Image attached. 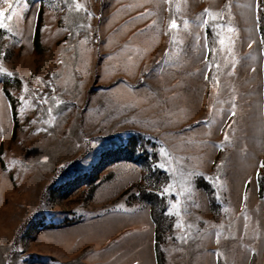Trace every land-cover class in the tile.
<instances>
[{"label": "rangeland", "instance_id": "obj_1", "mask_svg": "<svg viewBox=\"0 0 264 264\" xmlns=\"http://www.w3.org/2000/svg\"><path fill=\"white\" fill-rule=\"evenodd\" d=\"M8 2L0 264H264L260 0Z\"/></svg>", "mask_w": 264, "mask_h": 264}, {"label": "crops", "instance_id": "obj_2", "mask_svg": "<svg viewBox=\"0 0 264 264\" xmlns=\"http://www.w3.org/2000/svg\"><path fill=\"white\" fill-rule=\"evenodd\" d=\"M149 218L150 223L145 226L148 231L146 238H148V241L150 239V246L143 245L138 253H134L131 251L133 247L132 244H130V241H125L119 249H116L115 252H113L112 257L116 258L115 264H166V258L163 256L159 245V234L161 229L159 217L157 216L155 218L153 216V210H151ZM142 227H144V225Z\"/></svg>", "mask_w": 264, "mask_h": 264}, {"label": "trees", "instance_id": "obj_3", "mask_svg": "<svg viewBox=\"0 0 264 264\" xmlns=\"http://www.w3.org/2000/svg\"><path fill=\"white\" fill-rule=\"evenodd\" d=\"M264 0H260L259 3V20H260V33L264 39ZM39 15H38V20H37V24H36V32H35V36H34V42L35 45H39L40 44V30H41V20H42V9L39 10ZM4 89L6 91V93H8V86H6V84H4ZM8 98L11 100L12 102V114H14V118L16 120V104L14 102V100L12 99V97L10 96V94L7 95ZM17 124V123H16ZM16 128V127H15ZM153 209V208H152ZM153 216L156 218L157 216L155 215L154 209H153Z\"/></svg>", "mask_w": 264, "mask_h": 264}, {"label": "snow or ice", "instance_id": "obj_4", "mask_svg": "<svg viewBox=\"0 0 264 264\" xmlns=\"http://www.w3.org/2000/svg\"><path fill=\"white\" fill-rule=\"evenodd\" d=\"M3 2L6 3V4L8 5V9H11V8H12V4L9 3L8 0H3ZM75 7H76L77 9H80V8L83 7V5H81V4H76ZM6 11H7V9H2V10H0V28L7 27V25L4 23V18H5V12H6ZM205 12L207 13L208 10L205 9ZM89 15H91V13H89ZM6 19H7V20H11V19H12V15H8V16L6 17ZM177 27H178V26H177L176 22H175V21H172V23L170 24V28L175 29V28H177ZM229 31H232V29L229 28ZM221 43H223V41H221ZM250 46H251V45H250ZM230 74H231V73H230ZM9 75H11V73H9ZM218 84H219V81L217 80V85H218ZM49 111H51V110H49ZM234 114H235V113L233 112V115H234ZM198 123H199V122H198ZM225 139L227 140V136L225 137ZM160 167H163V165H160ZM261 167H264V163L261 164ZM165 192H167V189H165ZM217 235H219V234H217Z\"/></svg>", "mask_w": 264, "mask_h": 264}, {"label": "bare ground", "instance_id": "obj_5", "mask_svg": "<svg viewBox=\"0 0 264 264\" xmlns=\"http://www.w3.org/2000/svg\"><path fill=\"white\" fill-rule=\"evenodd\" d=\"M248 3V2H247ZM245 7H246V9L243 11V16H244V23L247 25V26H252V24H253V21H252V18H251V11H250V9H251V6H250V4L249 5H245ZM243 16H242V18H243ZM252 28V27H251ZM247 29H248V27H247ZM245 33V32H244ZM248 33V32H247ZM250 35V34H249ZM252 36V35H251ZM253 37V36H252ZM3 122V118H1V121H0V123L1 124H3L2 123Z\"/></svg>", "mask_w": 264, "mask_h": 264}]
</instances>
